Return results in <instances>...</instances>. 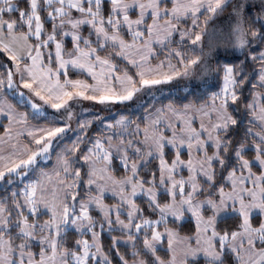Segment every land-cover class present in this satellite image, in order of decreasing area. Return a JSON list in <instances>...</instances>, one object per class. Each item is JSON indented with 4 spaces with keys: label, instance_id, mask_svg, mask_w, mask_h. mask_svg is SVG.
<instances>
[{
    "label": "trees",
    "instance_id": "16d2710c",
    "mask_svg": "<svg viewBox=\"0 0 264 264\" xmlns=\"http://www.w3.org/2000/svg\"><path fill=\"white\" fill-rule=\"evenodd\" d=\"M58 7L59 4L52 0H38L37 12L43 26V36L40 39L45 40L49 34L55 33L56 40L62 41L64 49L72 51V41L62 35L63 28L58 24L60 18L53 16V12ZM31 9V0H0V20L14 23L18 31L26 34L31 44L35 46L37 43L33 38L34 24L32 23ZM81 9L97 12L104 22V27L109 31L112 30L110 26V20L113 17L111 1L102 0L98 3L86 1L81 5ZM69 13L70 16L68 15V17L85 16L84 12L77 10H70ZM131 16L134 17L135 14L133 13ZM195 23L190 36L185 41L179 42L180 35L178 34L167 46L170 52L167 50L158 51L160 53L159 59L167 58L171 64L168 69L172 72L170 80H162L155 85L144 87V82L136 70L122 61L118 49L114 45L105 44L103 49L99 50L98 55L116 65L119 73L128 74L132 78L133 84L127 91L129 99L125 102L118 104L115 101L100 100L99 98L97 102H89V106L81 107V110L77 106L67 112L73 114L71 119H74L72 130L66 136L68 138L67 143L71 144L70 140L76 138L78 140L67 156L70 168L78 170V175H80L79 179L76 177L75 180L82 181L79 183L81 189H78L79 193L76 195L78 203L85 200L89 195V191L85 190L84 181H86L89 173L85 155L88 152L86 149L91 148V141L102 140L104 142L105 139H110L115 144L126 146L129 150L126 160L127 166L125 161L113 156L110 160V171L119 179L128 177L132 173L131 166L137 165L146 158L147 148L142 144L137 131L146 126L147 117L158 109L174 108L180 111L187 105L196 107L206 105L214 94H222L225 87V69L228 67H231L230 71L233 76L230 86L233 96L225 102L222 99V104L231 116L232 124L219 134L223 147L219 152L218 161L213 165L214 176L210 182L200 179L201 192L197 199L209 198L217 201L219 191L228 188L226 178L229 172L234 170L243 172L241 161L237 157L238 151L247 148L242 154V158L247 161H252L256 157V150L264 151V131L253 121L250 110L254 95L264 93V87L258 82L260 70L264 68V0H228L222 6L210 8L201 13L195 19ZM182 25L186 26L187 23ZM79 31L85 39L99 42L90 27H82ZM118 33L126 41L133 39L125 28L121 27ZM49 49L53 56L45 54L46 64L51 69H56L55 49L53 45L49 46ZM15 63L23 64L12 58L8 51L0 49V94L14 108L24 112L30 123L36 125L63 124L54 118L31 115L28 105L21 103L14 96L13 90L10 91L9 72L14 75L12 68ZM68 74L73 79L81 78L79 74L73 71ZM61 77L63 78L62 75ZM121 117L128 119V123L124 127L117 126V121ZM5 123L6 121H3L4 125ZM107 125H111V129L106 128ZM2 132H4V127L0 125V133ZM166 135H168L167 132ZM207 152L211 154L212 149L208 147ZM261 155L264 159V154ZM164 157L168 163H172L175 153L173 150L165 148ZM183 159H186L185 154H183ZM48 167L49 165H45L44 168ZM252 171L256 175L261 173L257 166H252ZM137 177L145 185H153L158 188L155 183L160 177L159 158L153 156L145 165L140 166L137 170ZM185 177H187L185 172L177 175L178 180L184 183ZM2 185L5 187L0 186V202L10 220L8 230L0 233V236L9 241L14 251L33 253L38 257L42 250L41 246L47 244L34 243L25 236L23 234V222L30 225L34 239L38 240L46 235L54 237L43 228L50 217L48 214H38L37 216L34 213L31 214L23 200L14 196L13 192L18 189L15 182H12L11 186H8L7 182H3ZM70 189L72 190L71 186ZM107 202L114 204L112 200H107ZM168 202L169 197L159 190V205L164 206ZM135 203L140 212L139 220H153L159 217L157 209L145 196L138 197ZM203 213L204 216H209L207 211L204 210ZM89 215L92 216V230L100 234L102 250L110 259L111 264H122L121 259L127 262L141 260L146 264H156L155 258L145 249L150 233L142 231L138 235H131L135 240V245L132 248L124 246L114 248L113 237L124 235L116 230H109L103 224L102 217L96 210H91ZM261 222L259 215H255L251 219L254 229H258ZM165 226L186 236H192L195 233V225L191 218L183 223L168 221ZM241 230L242 219L239 215H230L219 220L216 224V231L221 236L231 237ZM85 237L90 239L86 232H78L72 229L62 231L58 237V250L69 253L78 252L80 251L79 244ZM46 238L47 236L44 238L47 243ZM165 243L166 241H164L162 248L156 250L157 257L162 260L169 258ZM258 247L263 248L264 242L259 243ZM46 253H49V249H46ZM89 264H93L92 260ZM96 264L100 263L97 262ZM188 264H239V262L235 255L227 250L218 262L199 258L190 261Z\"/></svg>",
    "mask_w": 264,
    "mask_h": 264
},
{
    "label": "crops",
    "instance_id": "0c3cea01",
    "mask_svg": "<svg viewBox=\"0 0 264 264\" xmlns=\"http://www.w3.org/2000/svg\"><path fill=\"white\" fill-rule=\"evenodd\" d=\"M52 1L59 4V7L53 12V16L56 18L60 15V18H62L59 24L63 28V37H72V39L77 42L75 43L74 51L67 52L66 55L68 58L66 60L62 59V53L64 52L63 44L57 42L55 36H53V42H51L56 44L54 46L58 54L61 53V57L58 55V58H60L61 62H66V68L69 67L70 70L81 76L80 79H69V81H66L67 83L64 82V86L73 89L71 92L76 93L74 94V99L76 98L77 100L89 99L87 92H90L89 94L95 92L102 96L105 95V98L102 100L120 103L129 99V97H127V91L132 87L133 80L128 74L119 73L116 65L98 55L99 50H101L105 44L114 45L118 49L119 57L122 61L133 67L137 73L143 75L146 74V72H152L151 74H153L156 72L154 70H158V66H152L151 64L156 57V53L167 49L170 41L180 33L181 29H183V23L188 20L197 19L204 11L222 6L228 0H109L112 2L113 14L110 20L111 31L104 27V22L98 16L97 12L83 11L81 9L83 2L98 3L102 0ZM31 6L32 23L36 25L37 33L40 37L42 35L43 26L37 12L38 0H31ZM70 10L81 11L87 13V15L82 18L80 17L81 19L74 16L69 18L68 12ZM133 13L135 14L134 17L131 16ZM85 26H90L94 31L96 38L98 37V43L82 38L77 32L74 33ZM121 27L125 28V30L132 35L133 39L131 41H126L119 35L118 30ZM5 31L6 27L2 28L1 33L6 35ZM11 36L13 37L12 39L17 42L18 50L22 48L24 51H27V54L32 51L33 47L26 35ZM43 45L44 44L39 45L36 52L39 51ZM163 60H167V58ZM38 66H40V63ZM162 67L161 65L159 69L160 72ZM39 68L40 72H43V68ZM37 76L40 79V76ZM129 81H131V83H128ZM258 82L264 87V68L260 70ZM77 89H80V91ZM204 106L196 107L187 105L180 111L174 108L160 109L159 111L157 110L158 112L156 111L147 117L146 126L141 130L144 133L148 130L150 135L157 133L158 137L165 140V144L160 146L163 155H160V158L158 157L160 177L157 183H155L158 188H155L153 185L147 186L142 181L138 180L137 171L135 174L131 173L128 177L123 179L115 177L110 171L109 159H102L101 161V159L95 157L93 158V165L87 160L89 173L86 182L89 195L85 200L79 203L83 206L84 203L88 202L89 205L86 208H89L90 211H98L103 222L104 220L106 221V226L109 230H116L124 235L122 237H113L114 248L118 246L132 248L135 245V240L131 235H138L134 234V226L139 220L140 212L135 201L140 196H145L146 199L150 201L155 209H157L159 217L161 214L167 213L166 216L169 219L166 220V222L173 221L183 223L188 218L192 219L191 216L196 214L198 210L202 212L199 216L194 215L195 220L198 221H196V223L193 221L195 233L192 236L182 235L175 229L166 227L165 225L164 227L162 225L158 226L159 230H162L161 232L177 239L178 241L176 242H178V246H173L168 243L166 251L169 254V258L167 260H162L157 257L156 250L158 249L154 250L153 253L149 252L156 258V264H167L168 262L173 264L177 252L180 254L184 249L198 246L201 243L205 245L208 244V241L212 247L210 253H214L218 241L221 240L218 236L219 233L216 231L217 222L230 215L242 216L239 210H233L235 212L229 214L231 211L228 209V212L226 211L216 219L214 226L213 224L206 225L207 222L204 221L205 217L203 213L205 209L193 210L191 208L192 205L195 204L194 202H200V200L197 199L201 192V187L199 185L200 179L210 182L214 176L213 165L215 161H211L210 159L212 158L210 157H205L208 154L207 148H212L214 151H217L219 155L223 147L219 134L232 124V118L226 109L224 110V107L221 108L217 105L212 106V108H203ZM191 108H193V110ZM250 110L253 121L264 131V93H256L254 95L250 104ZM148 120H154L155 125H148ZM166 132L168 135H166ZM149 140L151 139L147 140L149 144L155 141L159 142L157 137L151 141ZM165 148H169L174 152L182 150L187 151L189 153L188 158L182 161L180 159L181 156L179 157L176 155L175 161L173 160L174 162L168 163L164 157ZM126 149L128 154L129 150L127 147ZM246 150L247 148H243L237 154L238 159L241 161L243 172L237 170L229 172L226 179L228 188L220 190V202L215 204L211 199L207 198L203 199V203L212 205L214 210L219 208L223 209L224 207L228 208L229 206L226 207V204H224V201L227 200L225 195L228 191H233L234 189L238 190L239 194H241L240 197H237L241 200H246V203L250 201V197L255 193V188L258 189L260 196H262V193L264 194V159L261 156L262 153L264 154V151L256 150V157L252 161H247L242 159V154ZM67 156L68 155H66V160H64L65 157L64 159L62 158V152L58 157L62 167L58 166L60 168L56 170V174L53 170L50 174H47L48 169L43 170V173L46 172L40 175L34 190L35 195L33 199L30 200L27 196H23V199H26L25 204L28 208L34 207L38 214L49 215L48 229L55 234L52 253L49 256L40 257L39 264H70L68 263L70 253L60 252L58 250V237L63 228L68 198L67 171L69 170L70 164L67 160ZM182 162L184 164H182ZM102 164L103 166H100ZM178 164L187 171L188 174L185 179H189V181L185 180L184 183L178 180L176 175L179 172L176 168ZM256 165L260 168L262 166L263 168H261V173L259 175L254 174L252 171V166ZM205 166H207V168ZM138 169L139 167L137 170ZM159 190L169 197V202L164 206H160L158 203ZM186 191H188V193H185ZM238 192L235 194H238ZM183 193L185 194L183 195ZM262 199H264V196H262ZM107 200H112L114 204L108 203ZM238 200L232 201L231 203L229 202L228 205L238 207ZM190 209L194 212L192 215H189ZM177 214H179L180 218L177 217ZM247 218L249 219L246 228L235 233L231 239L228 237V244L230 246L229 251L235 255L239 264H241L240 257L243 260L246 259V261H249L250 264H264V247H258V244L261 242L259 241L260 239L255 236L257 229L251 226V218L249 216ZM206 219L208 220L209 218L206 217ZM9 220V216L6 214L0 202L1 234L8 230ZM92 224L93 222L89 218L77 220L70 229L82 232L86 228L93 227ZM261 225L263 230V219ZM84 226L86 227L84 228ZM52 227L53 229H51ZM259 230H261V226L257 231ZM23 233L27 237H32L30 225L23 226ZM94 235V241H96V247L98 248V258L103 259V263L99 260L98 262L100 264H111L110 259L102 250L99 235ZM179 243L182 244L179 245ZM173 247L177 251L176 253H174V249L172 251ZM204 254H206V252H204ZM221 257L222 256L219 254H213L209 257L200 254L194 258L185 259L183 262L188 264L190 261L199 258L218 262L221 260ZM35 261L36 260L26 252L14 251L9 241L3 236H0V264H36ZM121 263L146 264L141 260L127 262L124 259H121Z\"/></svg>",
    "mask_w": 264,
    "mask_h": 264
},
{
    "label": "rangeland",
    "instance_id": "374dc122",
    "mask_svg": "<svg viewBox=\"0 0 264 264\" xmlns=\"http://www.w3.org/2000/svg\"><path fill=\"white\" fill-rule=\"evenodd\" d=\"M84 14L85 16L87 15V13H84ZM68 15L70 16L69 12H68ZM60 17L61 16L58 15V17L56 18L59 19ZM61 19L62 18H60V21ZM0 23H1L0 24V49L8 51L10 55L12 56V58L24 64V65L23 64L18 65L15 63V66L12 68V72L14 75H12V73L9 72L10 91L12 92L13 90L14 96H16L21 103L28 105L31 115L35 117L46 116L48 118H54L58 120V122L63 123L61 125H57V124L36 125V124L30 123L27 120L26 114L24 112L18 111L16 108L13 107V105L3 95L0 94V125H3L4 127V132L0 133V186L5 187V185H2L3 182H7L8 186H11L12 182H15L18 185V189L15 190L13 194L14 196L16 197L18 196L21 200H23L25 204L26 199H23L24 198L23 196H27L30 200L33 199L35 195L34 190L37 185V182L39 181L40 175L46 172L45 171L43 173V170L48 169L47 174H50L52 170L55 173L56 170L60 168L58 166H61L60 161L58 160V157L61 155V153L63 152L62 158L64 159L65 157L64 160H66V155H68L73 150L74 146L77 144V141H78L77 138L70 140L72 142L71 144L67 143L68 138L66 136L72 130V127L74 125L73 123L74 119H71L73 118V114L71 115L70 113H67V112L72 109H75V107L77 106H79L81 110V107L84 108V107L89 106V102H92V103L95 101L97 102L99 98L100 100H102L103 98H105V95L102 96L101 94L95 93V92H92L91 94H89L90 92H87L89 99L88 98L81 99V100H77L76 98L74 99V96H75L74 94L76 93L71 92V90L73 89L66 88L67 86H64V84L67 83L66 81H69V79H73V78H70L68 74L69 72H72V70H70L69 67L66 68L67 67L66 62H61L60 58H58V55L59 57H61L60 55L61 53L58 54L57 49L54 46L56 44L51 43L53 42L52 41L53 36L56 37L55 33L49 34L45 40L40 39L43 36V34L39 37L37 33V27L36 25H33V30H34L33 38L36 40L37 45L34 46L31 44L33 47L32 51L29 54H27L26 53L27 51H24L22 48L18 50V44L14 39H12L13 37L11 36V35H20V36L22 35L23 36L24 33L19 32L17 26L12 22H9L6 20H0ZM186 23L187 25L182 26L183 29H181L179 33L180 35V38L178 39L179 42L185 41L187 37L190 36L192 29L194 28L196 24L194 19L193 21L188 20ZM5 27H6L5 33L8 36L1 33L2 28H5ZM85 27H90V26H85ZM76 32L80 34L82 38H84L81 35L79 29L75 31L74 33ZM42 33H43V29H42ZM64 38H67L72 41L73 43L72 51H74L75 43L77 42H75V40L72 39V37H64ZM56 41L62 43V41L58 39ZM41 44H44L43 47H41V49L36 52V50L38 49V46ZM8 45L9 46L14 45V46H10L11 47L10 48ZM51 45H53L55 49L54 50L55 52L54 51L53 52L55 53V58H56V64H57L56 69H51L46 64L45 54L47 55L52 54L50 53V49H49V46ZM48 50L49 52H47ZM63 50L64 52L62 53V59L66 60L68 58L66 54L67 52H70V51H66L67 49L66 50L63 49ZM166 50L169 51L170 49L167 48ZM159 54L160 53H156V57L153 59L151 64L152 66H158V70L160 69L162 65L163 67L161 68V72L160 70L159 71L154 70L156 72L153 74H151L152 72H149V73L146 72V74H143V75L138 73L140 79L144 82L143 84L144 87L155 85L162 80L171 79L172 71L171 70L169 71L168 69V67H170L171 64L169 63L168 60L159 59L158 57ZM39 63H40V66H38ZM39 67L43 68L42 69L43 72H40ZM230 70H231V67H228L227 69H225V74H226L224 77L225 87L222 91V94L221 93L214 94L212 99L206 104L207 106H204L203 108H212V106H217V105L223 108L224 105L222 104V99H224V102H225L226 100H228V98H231L233 96L230 90V86L233 81V76ZM37 75L40 76L41 80L38 78ZM61 75L63 76V78L61 77ZM128 83H131V81H129ZM77 90L80 91V89H77ZM108 96H114V95H108ZM191 109L193 110V108ZM159 110L160 109H158V111ZM224 110H225V107H224ZM3 121H6L5 125L3 124ZM117 122H118L117 126L124 127L127 125L128 119H126L125 117H121V119H118ZM147 124L155 125L154 120H151V121L148 120ZM106 128L111 129V125H107ZM137 134L138 136L141 135L140 140L142 139L141 140L142 144L147 148V154H146L145 159L141 160L137 165L131 166L133 174L136 173L137 168L140 167V165H145L154 155L160 158L161 157L160 155H163V152H161L160 150V146H163V144H165V140L161 137H158L157 133L150 135L148 130L144 133L141 129H139L137 131ZM156 137L159 140V142L155 141V142H151V144H149V142L147 143L148 139L152 140V139H156ZM86 150L88 152L85 155V160H88L92 165L94 164L93 158L95 157H97V159H101L102 161V159L111 160L113 156H117L126 162L127 155H128L126 146H124L123 144H115L110 139H105L104 142L102 140H96L94 142L91 141V148H87ZM239 152L240 151H238L237 154ZM174 153H175L174 159H176V155H177L179 157L181 156L180 159L182 161L183 160L185 161L188 158V154H189L187 151H184V150L177 151ZM164 154H165V151H164ZM183 154H185L186 159H183ZM205 157H210L212 158L210 160L211 161L214 160L215 162L218 161L219 159L218 152L214 151L213 149H212V153L211 154L208 153L207 156ZM182 164L184 163L182 162ZM45 165H49V167L44 168ZM125 165L127 166V162ZM100 166H103V164ZM205 167L207 168V166ZM176 168L179 170V172L176 175L181 174L182 172H185L186 174H188L187 171L183 167H181L179 164L176 165ZM7 176L9 177L6 178ZM67 176H68L67 182L68 184L70 183L69 185L72 187V190L70 189V186H69V191L67 194L69 201L67 202L65 216L63 220V226H62L63 228L61 232L65 230H69L77 222V220H84L88 218L92 220L91 218L92 216L89 215L90 210L89 208H86L88 207L89 203L88 202L84 203V205L82 206L80 203H78V199L76 197V195H78L79 193L78 189H81L80 187L81 185L79 183L82 182V181L75 180L76 177L78 179L80 177V175H78V170L76 171V169H71L69 166V170L67 171ZM185 180L189 181V179H185ZM84 184L86 186L85 190H88L87 182L84 181ZM236 192H238V190H235V189L233 191L230 190L225 195L227 200L224 201V204H226V207L229 206L228 208L224 207L223 209L219 208L217 210H214L212 205L203 203V200H200V202L199 201L194 202L195 204L192 205L191 208L193 210L205 209V211L209 213V216L207 217L209 218L208 220L206 219V216H204L205 219L203 218L204 221L207 222L206 225L213 224L214 226V222L216 221V219H218L220 215H222L226 211L228 212V209H230L231 211L229 212V214H232L236 210H239L241 212L242 216L240 217L242 219V229L246 228L247 226L248 219H249L247 218L248 216L252 219L253 216L259 215L261 220L262 219L264 220V199H262V196H264V194L262 193V196H260L258 189L255 188L254 190L255 193H253V195L250 197V201H247L246 203V200L244 199L241 200L238 198L241 196V194H239V192L238 194H235ZM220 195L221 194L219 191L218 200L217 201L211 200V201H213L215 204H218L220 202ZM235 200H238L239 208L234 205L233 206L228 205L229 202L231 203L232 201H235ZM28 209H30L31 214L34 213L35 216L38 215V212L34 207L28 208ZM193 213L194 212L190 209L189 215H192ZM201 214L202 212L198 210V212L194 215L199 216ZM166 215L167 213L161 214L160 217H158L157 219H153V220H150V219L138 220V222L134 226V229L136 232V233L134 232V234H139L142 231L150 233V238L146 242V250L150 253H153V251L156 249L162 248V246L164 245L163 244L164 241H166L165 243L166 247L168 243L173 246L174 245L178 246L177 244L178 242H176L178 241L177 239L167 234H164L163 232H161L162 230H159L158 228L159 225H162L164 227L166 220L169 219ZM194 215L191 217L193 221H195L196 223V221L198 220H195ZM177 217L180 218L179 214H177ZM103 224L106 225L105 220ZM23 225L28 226L27 223L25 222H23ZM251 226H252V223H251ZM260 226H261V230L257 231L260 228ZM260 226L256 230L255 236L260 239L259 240L260 242H264V229L262 230L261 224ZM85 227L86 226H84V228ZM43 228L46 229L47 232H50L55 237V234L51 230L49 231L48 229V222L45 223ZM51 229H53V227ZM82 232L88 233V236L90 237V239L85 237L81 240L79 244L80 251L78 252L74 251L73 253H70V257L68 258L69 259L68 263L70 264H89L91 260L93 264H96L98 260L103 263L102 261L103 259L98 258L99 257L98 248L96 247V241H94L95 240L94 234H97L99 236L100 234L92 230V227L86 228ZM46 236H47L46 238L47 243L44 239ZM46 236H42L43 238L38 239V240H35L33 235L32 237H28L34 243L43 244V245L47 244V245L41 246L42 250L39 253L38 257H36L33 253H28L29 255L33 257V259L36 260L35 261L36 264H39V261L41 259L40 257L49 256L52 253V245H53L55 238L52 236H48V235ZM218 236L221 240L218 241L216 245V249L214 250V253H210L212 251V247L209 241H208V244H205V245L202 243L201 244L198 243L199 244L198 246L184 249L181 251L180 254L173 247L172 251L174 249L175 251L174 253L177 252L175 254V261L173 264H185L183 262L185 259H191L200 254L204 256H208V257L213 254L215 255L219 254L220 256H222V254L225 251L230 249L229 248L230 246L228 244L229 238L226 236L222 237L220 236V234ZM233 236L234 235H232L230 239ZM181 244L182 243H179V245ZM46 249H49V253H46ZM204 252H206V254H204ZM239 259L241 261V264H250V262L246 261V259L243 260L241 257ZM154 262L156 263V258ZM22 264H30V263H22ZM167 264H170V262H168Z\"/></svg>",
    "mask_w": 264,
    "mask_h": 264
}]
</instances>
